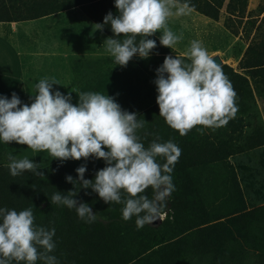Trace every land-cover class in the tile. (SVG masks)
Returning a JSON list of instances; mask_svg holds the SVG:
<instances>
[{"label":"trees","instance_id":"1","mask_svg":"<svg viewBox=\"0 0 264 264\" xmlns=\"http://www.w3.org/2000/svg\"><path fill=\"white\" fill-rule=\"evenodd\" d=\"M57 1L43 0L37 15L78 5L96 24L102 23L108 12L117 14L114 0ZM246 1L187 0L193 11L212 20L219 18L223 7V25L232 34L236 33V27H231L228 21L236 17L240 22ZM32 2L38 1L0 0V22L35 17L19 10V4ZM252 25L253 35L237 63L241 72L221 65L237 93L238 111L226 126L212 129L197 125L181 136L159 115L156 102L137 112V120H145L144 127L137 130L145 147L159 136V142L171 139L181 149L171 173L175 190L169 196L170 211L161 221L137 228L135 216L129 221L123 220V204H107L91 188L84 189L78 181L73 184L65 180L66 175L76 180L75 169L82 164L87 167L84 178L94 179L96 171L105 167L102 159L90 157L87 161L81 158L61 162L46 151L34 153L16 142L0 141V208L17 211L31 208L36 226L54 228L55 249L49 254L56 257L58 264H264V193L256 195L257 185L264 188V178L254 180L248 165L252 160L246 159V164L239 159L249 151L264 147V125L254 97H264V15L257 24L252 21ZM102 32L111 36L110 25H104ZM148 38L157 43L150 57H133L155 80V70L164 57L175 52L160 45L154 36ZM104 78L110 86H98L97 92L109 95L110 89L109 96L116 101L129 95L125 86L130 82L128 76L117 85L109 76ZM9 153L17 159L27 156L34 161L37 158L45 176L24 172L13 177L7 167ZM158 162L165 160L158 158ZM247 171L250 173L246 176ZM73 189L77 191L74 199L88 204L98 216L105 218L104 222L95 219L88 223L78 217L75 208L51 202L57 191L67 195ZM144 194L152 198L153 191L149 187ZM35 264H44V261L38 259Z\"/></svg>","mask_w":264,"mask_h":264},{"label":"clouds","instance_id":"2","mask_svg":"<svg viewBox=\"0 0 264 264\" xmlns=\"http://www.w3.org/2000/svg\"><path fill=\"white\" fill-rule=\"evenodd\" d=\"M114 3L117 14L108 12L102 23L95 24V30L102 32L104 25H110L112 35L103 41L105 50L114 58V65L121 67H126L133 56L149 58L157 43L148 37L161 30L160 45L173 49L183 39V33L175 34L167 22L172 16L189 14L193 7L187 0ZM120 36L123 40L118 39ZM183 57L190 62L166 55L155 70L159 115L181 136L197 125L212 129L226 126L238 111L231 81L202 41H191ZM54 84L59 83L48 78L39 80L30 104L23 103L15 92L10 99L0 95V141L26 145L34 153L46 151L61 162L102 159L105 167L96 171L94 179L84 178L87 167L82 164L75 169L76 180L71 175H66L65 180L91 188L107 204H123V220L135 216L137 228L156 221L175 190L171 173L181 149L171 139L159 142V136L145 147L137 135L145 120L138 121L136 112L123 110L113 96L80 92L73 104L71 94L54 90ZM158 158L165 162L159 163ZM8 159L13 177L24 172L45 176L40 164L27 156L17 159L9 153ZM149 187L152 198L144 194ZM76 195L75 189L67 195L57 191L51 202L75 208L78 217L88 223L95 221L96 213L88 204L74 199ZM34 220L31 208H0V264H35L38 259L44 264H58L56 257L49 254L55 249V229L36 226Z\"/></svg>","mask_w":264,"mask_h":264},{"label":"rangeland","instance_id":"3","mask_svg":"<svg viewBox=\"0 0 264 264\" xmlns=\"http://www.w3.org/2000/svg\"><path fill=\"white\" fill-rule=\"evenodd\" d=\"M37 1V4L33 2L19 4L22 14L32 13L35 17L0 22V72L15 78L12 86L20 87L13 89V92L19 91L23 94L25 90L22 86H30L27 87L29 103L30 99L34 98V86L39 80L54 79L59 84H54L53 89L65 94L70 93L71 102L76 104L80 92H97L98 86L101 88L110 86L104 82L105 75L109 76L114 85L128 76L130 82L125 83V86H128L129 95L116 101L123 110L137 113L156 102L158 93L149 72L141 67L134 57L126 67L114 65V58L106 52L103 42L107 36L100 30H95V24L84 15L78 5L39 16L38 6L43 0ZM59 1L61 0L57 2ZM262 15L264 0H247L240 22L238 23L236 17H231V21H228L231 27H236L235 34L229 32L223 25L225 20L223 7L217 20L193 10L187 15L172 16L167 22L168 27L177 35L183 33V39L171 49L175 54H168L183 56L191 41L199 40L203 42L209 54L218 55L223 63L234 71L241 72L237 63L253 35L254 25L251 26V23L254 21V24H257ZM161 34L162 30L153 36L159 41ZM19 62L24 65L30 62L31 69H22L21 73ZM28 66L30 68V65ZM110 92L109 89V95ZM254 97L255 108L264 125V97L255 95ZM21 99L24 101V97ZM249 158L252 160L248 165L254 174L253 179L264 178V147L249 151L246 156L239 159L247 164L246 159ZM34 162L39 163L37 158ZM249 173L250 171H247L245 175ZM256 188L257 196L262 191L264 193V188L260 189L258 185ZM92 211L95 213L93 209ZM169 211L168 197L166 208L161 210L156 221L165 218ZM96 219L101 222L105 220L97 214Z\"/></svg>","mask_w":264,"mask_h":264},{"label":"crops","instance_id":"4","mask_svg":"<svg viewBox=\"0 0 264 264\" xmlns=\"http://www.w3.org/2000/svg\"><path fill=\"white\" fill-rule=\"evenodd\" d=\"M21 60V57L19 58ZM20 63V72L22 73V69H25V70H30L31 69V64L30 62H27V64H23L22 62H19ZM23 64V65H22ZM30 65V68L29 66ZM8 74V73H7ZM15 78L9 76V75H6V74H2L0 72V95H3V96H6L8 97L9 99L11 98V94L13 93V89H15L16 87H20V86H12V81L14 80ZM27 87H30V86H22V89H24V93L21 94L19 91L18 93L15 92L19 98L21 99V97H24V101L21 99V101L23 103H27ZM30 101L32 102V99H30ZM30 103V102H29Z\"/></svg>","mask_w":264,"mask_h":264},{"label":"water","instance_id":"5","mask_svg":"<svg viewBox=\"0 0 264 264\" xmlns=\"http://www.w3.org/2000/svg\"><path fill=\"white\" fill-rule=\"evenodd\" d=\"M215 57H214V60L218 63V64H220V65H222V64H225V63H223L222 62V60L220 59V57L218 56V55H214Z\"/></svg>","mask_w":264,"mask_h":264}]
</instances>
